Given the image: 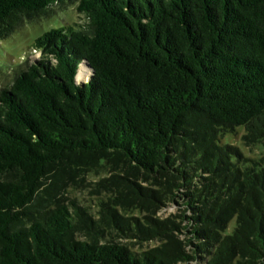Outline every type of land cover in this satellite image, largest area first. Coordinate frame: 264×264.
<instances>
[{
	"label": "trees",
	"instance_id": "obj_1",
	"mask_svg": "<svg viewBox=\"0 0 264 264\" xmlns=\"http://www.w3.org/2000/svg\"><path fill=\"white\" fill-rule=\"evenodd\" d=\"M74 2L0 91V264H264V151L222 140L264 146V0H0V39Z\"/></svg>",
	"mask_w": 264,
	"mask_h": 264
},
{
	"label": "rangeland",
	"instance_id": "obj_2",
	"mask_svg": "<svg viewBox=\"0 0 264 264\" xmlns=\"http://www.w3.org/2000/svg\"><path fill=\"white\" fill-rule=\"evenodd\" d=\"M53 8L55 12L52 15L26 21L9 37L0 39V91L12 84L19 71L26 69L31 62L41 57L40 52L32 51V45L38 36L52 28H62L81 21L79 18L81 15L77 11V3L75 2L63 7L55 5ZM244 132V127L239 126L235 133H227L222 140L227 144L240 146L242 152L247 156L260 157L264 151L263 144H258L253 148L246 147L241 139ZM73 195H76L82 204L91 206L92 209L95 207L94 198L88 190L80 189L74 191ZM165 210V213L169 214L175 211V207L172 206ZM233 225L234 221L231 223L230 229Z\"/></svg>",
	"mask_w": 264,
	"mask_h": 264
},
{
	"label": "bare ground",
	"instance_id": "obj_3",
	"mask_svg": "<svg viewBox=\"0 0 264 264\" xmlns=\"http://www.w3.org/2000/svg\"><path fill=\"white\" fill-rule=\"evenodd\" d=\"M88 72V71H87ZM78 78H79V80H81V78H82V73H80L79 75H78Z\"/></svg>",
	"mask_w": 264,
	"mask_h": 264
}]
</instances>
